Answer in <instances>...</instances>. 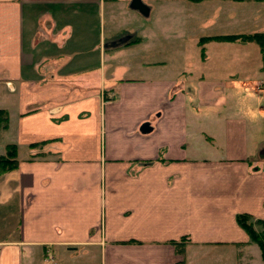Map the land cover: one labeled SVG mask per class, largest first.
Returning <instances> with one entry per match:
<instances>
[{"label":"crops","instance_id":"obj_1","mask_svg":"<svg viewBox=\"0 0 264 264\" xmlns=\"http://www.w3.org/2000/svg\"><path fill=\"white\" fill-rule=\"evenodd\" d=\"M262 81L264 0H0V264H264Z\"/></svg>","mask_w":264,"mask_h":264},{"label":"trees","instance_id":"obj_2","mask_svg":"<svg viewBox=\"0 0 264 264\" xmlns=\"http://www.w3.org/2000/svg\"><path fill=\"white\" fill-rule=\"evenodd\" d=\"M257 35H223V36H214V39L217 40H235L240 39L242 41L249 39H258ZM2 112L0 111V115ZM4 120V119H2ZM1 121L0 123H3ZM32 144L31 146H35ZM17 160L15 158V147L14 145H6L4 154L0 155V174L12 170L16 167ZM236 222L238 225L244 229L248 234L251 241H253L259 248L262 260L264 262V220L253 219L247 214H238L236 215ZM255 226H258L259 229H256Z\"/></svg>","mask_w":264,"mask_h":264},{"label":"rangeland","instance_id":"obj_3","mask_svg":"<svg viewBox=\"0 0 264 264\" xmlns=\"http://www.w3.org/2000/svg\"><path fill=\"white\" fill-rule=\"evenodd\" d=\"M53 261H54V260H53ZM53 261L51 262V264L54 263ZM249 261H250V259H249V257L247 256V257L243 258V263H242V264H249ZM66 264H69V262H67Z\"/></svg>","mask_w":264,"mask_h":264},{"label":"built area","instance_id":"obj_4","mask_svg":"<svg viewBox=\"0 0 264 264\" xmlns=\"http://www.w3.org/2000/svg\"><path fill=\"white\" fill-rule=\"evenodd\" d=\"M258 88L262 90V92L264 93V81L260 82L258 84Z\"/></svg>","mask_w":264,"mask_h":264}]
</instances>
